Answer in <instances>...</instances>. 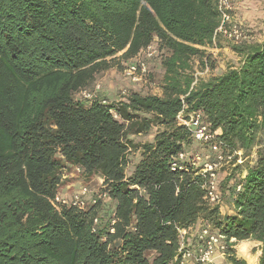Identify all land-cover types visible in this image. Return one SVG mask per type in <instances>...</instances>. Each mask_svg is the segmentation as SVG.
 Returning <instances> with one entry per match:
<instances>
[{
	"label": "trees",
	"instance_id": "trees-1",
	"mask_svg": "<svg viewBox=\"0 0 264 264\" xmlns=\"http://www.w3.org/2000/svg\"><path fill=\"white\" fill-rule=\"evenodd\" d=\"M219 22L217 0H0V264H180V231L199 220L224 236L227 264H247L232 247L242 240L260 243L264 264V150L243 173L216 174L233 210L224 215L188 152L206 144L203 160L225 159L264 135V40L245 27L238 66L197 82L187 72ZM152 42L161 95L75 99L115 58L131 63ZM180 111H200L213 142L194 139ZM155 126L127 174L129 136ZM64 164L102 178L113 232L105 221L92 230L100 202L55 207Z\"/></svg>",
	"mask_w": 264,
	"mask_h": 264
},
{
	"label": "rangeland",
	"instance_id": "rangeland-1",
	"mask_svg": "<svg viewBox=\"0 0 264 264\" xmlns=\"http://www.w3.org/2000/svg\"><path fill=\"white\" fill-rule=\"evenodd\" d=\"M232 15L235 20H238L243 29L248 27V31L251 32V38L253 41L264 40V0H232ZM236 43L227 40L223 35L217 34L213 40L212 45L200 46L203 53L197 56H193L189 62L190 68L187 71L193 76V81L209 80L217 75H220L230 67H236L240 64L241 56L233 49ZM120 53L116 55L118 57ZM135 60V59H134ZM113 66L107 70L100 72L96 76L95 83L100 85L99 98L107 99L110 102L111 98H121V91L123 89H136L142 94H154L161 95V84L163 79V71L158 67V63L154 61H147L148 73L141 81L133 83L125 75V68L130 63L123 59L115 58ZM75 99L79 98L75 95ZM88 104L87 102H83ZM157 126L147 134H135L130 135L132 140L128 154V165L126 173H130L134 165L137 163L140 153L141 145L152 139V134L157 130ZM264 150V135H258L255 145L252 149L247 151L237 150L232 154L227 153L225 159L220 160L217 170L220 175V180L227 177L231 172H244L247 167L252 166L257 157V151ZM194 157L196 154L201 156L203 153L206 157H209L210 150L203 144V147L193 143L188 147V152ZM200 152V153H199ZM202 157V156H201ZM102 178L98 174L85 175L75 169L73 165L64 164L61 168V181L57 188L56 195L70 199L72 194L81 187H87L91 192H96L102 188ZM224 181V180H223ZM222 183V182H221ZM215 193L218 200L212 204L219 206L221 215L232 214V208L230 204L225 200V196L222 193V186H216ZM89 200H87L88 203ZM54 205L56 202L53 201ZM89 203L87 204V207ZM113 201L109 198L102 202L98 207L99 216L103 215L102 222H107L108 215L111 213ZM204 225H210L209 223L199 220L193 228L184 235V245L189 247L195 245V233ZM242 242V243H241ZM235 254L239 258L246 260L247 264H258L260 256V243L255 240H242L235 242L232 246ZM226 250V249H225ZM225 250L220 252L219 250L213 256L211 264H227L225 261ZM191 259L187 260L186 264H193Z\"/></svg>",
	"mask_w": 264,
	"mask_h": 264
},
{
	"label": "built area",
	"instance_id": "built-area-1",
	"mask_svg": "<svg viewBox=\"0 0 264 264\" xmlns=\"http://www.w3.org/2000/svg\"><path fill=\"white\" fill-rule=\"evenodd\" d=\"M217 8L220 13L219 26L215 30L214 36L217 34L223 35L227 40L233 43H241L245 40L246 34L243 29L242 24L233 18L232 15V0H217ZM158 54V47L156 42H152L147 45L141 52L135 57V60L129 63L125 68L126 77L133 83L139 82L142 78L147 75L148 67L147 61L154 58ZM100 85L94 83L90 88H82L76 92V96L81 101L92 102L99 98ZM126 94V89L121 91V96ZM122 98V97H121ZM177 122L188 127L192 133V136L197 141L201 143L213 142L214 135L218 131H211L209 129V123L203 119V115L200 111H192L189 113H184L180 111L176 117ZM213 149H216L217 144L213 143ZM185 153L179 152L177 156L173 157L170 162L171 169L181 168V163L185 161ZM221 156H218L215 160H203L202 157L196 154L190 159V162L195 167H198V174L207 175L208 183H206L207 189V200L210 203H214L218 200L216 190V173L219 167ZM75 169L82 172V169L75 166ZM83 173V172H82ZM240 185L236 186L238 190ZM96 192H91L87 187H81L72 194L70 199L60 197L55 195L53 201L56 202L55 207L60 208L61 205H70L77 207L79 209L87 208V204L94 205L96 203L102 202L109 199L106 192L102 190ZM88 198V203H87ZM54 204V203H53ZM114 212L112 211L110 217L107 219V224L109 227V232H113L112 225L115 222ZM103 216H95L92 221V230H97L101 225ZM192 229V228H189ZM188 229V230H189ZM186 230H181V246L179 252L181 253L180 264H186L188 259L198 262L200 264H211L214 254L219 250L223 252L226 248V242L224 241V236L220 235L216 230L212 229L209 225L201 226L195 233V245L193 248H189L184 245V235L189 232ZM229 242H234L231 238Z\"/></svg>",
	"mask_w": 264,
	"mask_h": 264
},
{
	"label": "crops",
	"instance_id": "crops-1",
	"mask_svg": "<svg viewBox=\"0 0 264 264\" xmlns=\"http://www.w3.org/2000/svg\"><path fill=\"white\" fill-rule=\"evenodd\" d=\"M87 200H88V198H87ZM191 228H193V227H191ZM189 230H191V229H189ZM189 230H188V231H189ZM215 254H216V253H215ZM215 254H214V255H215ZM214 257H215V256H214Z\"/></svg>",
	"mask_w": 264,
	"mask_h": 264
},
{
	"label": "bare ground",
	"instance_id": "bare-ground-1",
	"mask_svg": "<svg viewBox=\"0 0 264 264\" xmlns=\"http://www.w3.org/2000/svg\"><path fill=\"white\" fill-rule=\"evenodd\" d=\"M242 243V242H241Z\"/></svg>",
	"mask_w": 264,
	"mask_h": 264
}]
</instances>
